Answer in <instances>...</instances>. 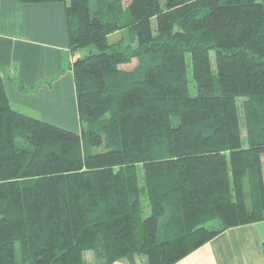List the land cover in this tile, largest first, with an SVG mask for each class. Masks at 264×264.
I'll return each mask as SVG.
<instances>
[{
    "label": "trees",
    "instance_id": "obj_1",
    "mask_svg": "<svg viewBox=\"0 0 264 264\" xmlns=\"http://www.w3.org/2000/svg\"><path fill=\"white\" fill-rule=\"evenodd\" d=\"M19 1L65 2L88 51L79 132L0 75V264H177L264 221V0Z\"/></svg>",
    "mask_w": 264,
    "mask_h": 264
},
{
    "label": "crops",
    "instance_id": "obj_2",
    "mask_svg": "<svg viewBox=\"0 0 264 264\" xmlns=\"http://www.w3.org/2000/svg\"><path fill=\"white\" fill-rule=\"evenodd\" d=\"M66 4L0 0V75L12 107L79 132ZM114 264H124L116 262ZM177 264H264V221L233 227Z\"/></svg>",
    "mask_w": 264,
    "mask_h": 264
},
{
    "label": "rangeland",
    "instance_id": "obj_3",
    "mask_svg": "<svg viewBox=\"0 0 264 264\" xmlns=\"http://www.w3.org/2000/svg\"><path fill=\"white\" fill-rule=\"evenodd\" d=\"M129 1V0H126ZM114 37L111 38V40H113ZM88 50H84L83 53H87ZM134 65H129V66H125L126 68L130 69L132 68ZM191 86H193V83H191ZM86 257L88 259V262L91 264L93 262V253L92 252H88L86 253Z\"/></svg>",
    "mask_w": 264,
    "mask_h": 264
},
{
    "label": "water",
    "instance_id": "obj_4",
    "mask_svg": "<svg viewBox=\"0 0 264 264\" xmlns=\"http://www.w3.org/2000/svg\"><path fill=\"white\" fill-rule=\"evenodd\" d=\"M79 61H80V60H77V61L74 63V66H76V65L78 64Z\"/></svg>",
    "mask_w": 264,
    "mask_h": 264
}]
</instances>
